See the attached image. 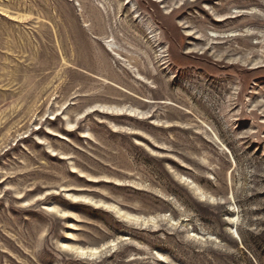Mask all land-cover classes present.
Returning <instances> with one entry per match:
<instances>
[{"label": "rangeland", "instance_id": "374dc122", "mask_svg": "<svg viewBox=\"0 0 264 264\" xmlns=\"http://www.w3.org/2000/svg\"><path fill=\"white\" fill-rule=\"evenodd\" d=\"M0 264H264V0H0Z\"/></svg>", "mask_w": 264, "mask_h": 264}, {"label": "bare ground", "instance_id": "6f19581e", "mask_svg": "<svg viewBox=\"0 0 264 264\" xmlns=\"http://www.w3.org/2000/svg\"><path fill=\"white\" fill-rule=\"evenodd\" d=\"M81 6V5H80ZM214 35H218V34H214ZM110 46H112V44H109ZM87 72V71H86ZM85 72V73H86ZM95 76V75H94ZM91 77V76H90ZM98 80H100V81H103V82H105L106 84H109V85H111L112 87H114L115 89H118V90H120L121 92H123L124 94H125V96H127V97H134V98H136V99H140V100H142V101H145V102H149V103H152V102H154L153 100H150V99H145V98H142V97H140V96H138V95H136L135 93H133V91H129V90H127V89H125V88H123L122 86H118V85H116V83H114V82H111V81H109V80H107V79H104V78H102V77H98V76H95ZM95 78V79H96ZM125 87V86H124ZM100 107H102V106H100ZM96 111H98V109H92V110H89V111H87V113L85 114L84 113V119L86 118V117H88V116H90L92 113H94V112H96ZM112 113H113V110H112ZM130 113H132L131 111H130ZM130 115V114H129ZM83 117H82V119H83ZM81 122V121H80ZM80 122H78L77 123V125L79 126L80 125ZM66 126H67V128L68 129H66V131H70V129H72L73 127H74V123L73 122H71L69 119L66 121ZM86 133L87 132H84V136H82V137H84V138H86L87 136H86ZM61 139H66V138H62L61 137ZM39 143H42V142H39ZM61 159H67V156L65 155V154H62V157H61ZM75 172V171H74ZM88 198L87 197H84V203L86 204V202H87V204H88V200H87ZM92 201V200H91ZM92 203L93 204H95V205H98V203L97 202H94V201H92ZM91 207H93V205H91ZM47 208L49 209V211H50V209H52V211H57L58 213H63L64 211L63 210H60V209H57V207H55V206H53V205H48L47 206ZM119 213H120V211H119ZM235 238L239 241V242H241V238H240V236L238 235V233L237 232H235ZM82 249V248H81Z\"/></svg>", "mask_w": 264, "mask_h": 264}, {"label": "snow or ice", "instance_id": "6c2138e0", "mask_svg": "<svg viewBox=\"0 0 264 264\" xmlns=\"http://www.w3.org/2000/svg\"><path fill=\"white\" fill-rule=\"evenodd\" d=\"M50 211H52V209H50ZM59 214V213H58ZM65 215H67V213H65ZM113 247L115 246V244L113 243L112 245ZM104 247H108V245H104ZM68 251H73L76 252L81 258H96L100 249H72V248H68Z\"/></svg>", "mask_w": 264, "mask_h": 264}]
</instances>
